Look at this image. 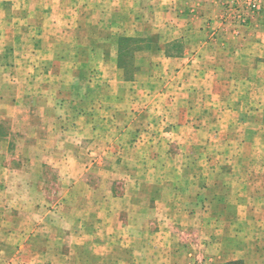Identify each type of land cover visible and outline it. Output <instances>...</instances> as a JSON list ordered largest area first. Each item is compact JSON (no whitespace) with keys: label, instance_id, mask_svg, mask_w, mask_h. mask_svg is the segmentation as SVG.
<instances>
[{"label":"rangeland","instance_id":"1","mask_svg":"<svg viewBox=\"0 0 264 264\" xmlns=\"http://www.w3.org/2000/svg\"><path fill=\"white\" fill-rule=\"evenodd\" d=\"M200 1L0 0V264H264V0Z\"/></svg>","mask_w":264,"mask_h":264},{"label":"crops","instance_id":"2","mask_svg":"<svg viewBox=\"0 0 264 264\" xmlns=\"http://www.w3.org/2000/svg\"><path fill=\"white\" fill-rule=\"evenodd\" d=\"M220 2V0H217V2ZM216 0H201L197 5L195 2H193L192 8L190 7L188 10L191 14L195 12L197 9H202L204 12L203 17L204 19L201 20L200 25L202 23V26L208 27L207 25H204L207 21L208 16H213L211 20L215 21L212 26L215 25V23H220L217 19L220 17L219 16V11H218V3ZM214 4V5H213ZM198 6V7H196ZM209 10V12H208ZM218 11V12H217ZM202 14V13H201ZM177 17V18H176ZM175 19L176 22L181 21L182 16L181 13L176 15ZM209 19V18H208ZM218 21V22H216ZM195 25V24H194ZM188 27H191L189 24L187 25ZM219 26V25H217ZM206 29V28H205ZM203 29V34H204V39L202 36H196L192 39V45L190 44L188 46V49L186 52H184L181 56H177L173 59H170V62H181L182 66L181 70L179 73L186 72L187 75H192L193 79L196 80L194 77H197V82H201L204 88L207 87V84H209V88H212V84L215 85L216 82H221V78L219 79L218 77L216 78L214 75H221L224 74L227 71H230L229 69H226L223 65L221 66V62L224 59L227 58H234V55H238V52H236V47L234 48L233 45L231 46L232 43H235L236 39H230L228 38V41L231 42L227 44H217L218 40H221L218 38L215 39V44H213V40H211L212 35L208 34L206 30ZM256 31V30H255ZM193 32V30L191 31ZM257 32V31H256ZM201 34V33H200ZM215 35V34H213ZM203 39V40H202ZM225 39V38H224ZM252 40V38H249L247 40ZM187 41V40H186ZM210 41V42H209ZM245 42V40H242V43ZM187 43H189L187 41ZM246 43V42H245ZM200 44V46H198ZM202 45V46H201ZM214 46L215 48L212 49L209 46ZM221 47H220V46ZM245 46V44H241V47ZM241 51V50H240ZM251 53H246L244 50L242 51V54L245 56L247 55L249 57H252L254 52L250 50ZM174 55V54H173ZM172 55V56H173ZM166 59V57H165ZM180 64V63H179ZM224 81V80H222Z\"/></svg>","mask_w":264,"mask_h":264},{"label":"built area","instance_id":"3","mask_svg":"<svg viewBox=\"0 0 264 264\" xmlns=\"http://www.w3.org/2000/svg\"><path fill=\"white\" fill-rule=\"evenodd\" d=\"M261 0H247L248 8L250 10H256L259 7ZM246 19H242V23H244Z\"/></svg>","mask_w":264,"mask_h":264}]
</instances>
